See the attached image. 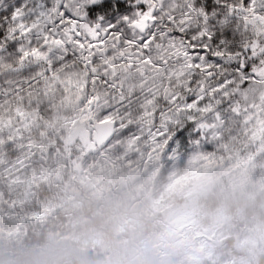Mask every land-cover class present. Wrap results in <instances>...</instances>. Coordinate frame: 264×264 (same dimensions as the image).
Masks as SVG:
<instances>
[{
    "label": "clouds",
    "instance_id": "obj_1",
    "mask_svg": "<svg viewBox=\"0 0 264 264\" xmlns=\"http://www.w3.org/2000/svg\"><path fill=\"white\" fill-rule=\"evenodd\" d=\"M242 2L245 3L244 0L217 3L216 0L217 4L238 6ZM175 3L172 14L179 18L185 11L184 3L183 0H175ZM213 14V17H236L235 28L242 39L239 42L234 38L232 41L222 40L223 47L204 41L202 43L212 47V52L206 56L219 50L226 57L231 55L235 59H223V63L212 70L211 76L191 70V91L176 87L173 82V93L179 97L177 104L158 98L155 108L163 115L175 114L182 128H193L187 119L189 116H195L197 125L201 122L207 124V128L194 132L192 144L204 142L210 146L213 156L224 158L226 163L214 168L193 163L176 189L164 193L142 191L141 182L134 179H98L91 167L83 175H73L69 170L66 178L57 176L59 183L53 181L40 189L43 198L35 205L19 211L0 209V264H184V259L196 251L200 243L193 238L195 232L208 235L211 242L207 245L205 257L211 264H264V168L257 174L241 165L246 159L245 153L251 155L264 149V127L257 123L264 119V76L253 75L254 69L264 70V52L257 50L253 55L244 47L253 40H259L264 47V37H256L251 26H246L240 18L242 14L232 15L227 7L214 9ZM166 21L164 19L156 27H166L169 34L177 33L175 26L166 25ZM200 30L198 24H193L176 38L192 41ZM219 31L223 37L224 29ZM140 35L125 29V39H139ZM143 35L146 38L147 34ZM20 46V41L9 42L5 51L0 53V62L16 67ZM152 55L155 57L158 53L154 51ZM70 59L75 65L73 71L79 73L76 79L82 84L89 78L86 69L77 58ZM241 62L246 67H241ZM182 63V60H173L170 66L176 68ZM43 67L31 65L22 71H13L11 67L0 70V90L8 93L0 97L4 114L13 115L12 108L18 103L17 86L23 89L20 95L25 97L29 109L43 114L44 119L28 133L26 141L36 139L39 134L41 142L47 140L49 144H55L71 119L82 121L78 126L81 136L86 137L89 132L102 136L106 130L97 128V121L112 114L118 123L123 118L125 122L130 120L131 124L125 133H118L109 140L102 151H107L114 141L128 133L142 136V143L152 147L149 133L160 130L161 120L144 115L145 111H151L143 107L147 95L144 89L136 90L130 106L122 105L111 87V79H107L96 86L107 103L102 107L92 106L94 118L84 121L82 118L89 115L88 98L96 93L89 87L81 94L82 98L76 100L78 88L73 86L70 89L71 103L66 100L68 93L62 87L51 99L39 95L43 82L36 73ZM56 67L59 69L60 65ZM97 67H102L99 62ZM228 80L234 83L225 89L229 94L227 97L210 94L211 89ZM201 85L209 93L201 107L210 104L214 110L208 113L178 112L179 107L192 103L203 94L199 92ZM29 91L33 94L31 97ZM236 105L240 106L239 114L232 111ZM217 113L221 115L220 120L216 119ZM24 142H17L13 149L21 147ZM172 148L169 145V151ZM186 151L191 155L199 150L193 146ZM56 155H59V149ZM261 159L264 160V153H261ZM10 162L13 161L8 158L3 161L5 167ZM52 163L63 167V161L55 157ZM88 176L92 180L88 181ZM0 190L9 199L19 200L21 197L18 188L8 184L7 180H0ZM33 211H42L45 215L34 221L28 218ZM181 226L188 229L184 233L187 241L184 247H179L175 240L176 230Z\"/></svg>",
    "mask_w": 264,
    "mask_h": 264
},
{
    "label": "snow or ice",
    "instance_id": "obj_2",
    "mask_svg": "<svg viewBox=\"0 0 264 264\" xmlns=\"http://www.w3.org/2000/svg\"><path fill=\"white\" fill-rule=\"evenodd\" d=\"M221 0H217L220 3ZM100 0H0V30L4 31V36L0 37V53L5 51L9 42L20 41L21 46L17 49L19 53L18 65L12 67L0 62V70L10 68L13 71H22L26 66H45L36 73V77L43 82V87L39 95L47 96L50 99L58 88H63L68 93L66 100L71 103L72 93L70 89L78 88L76 100L82 98V93L91 87L96 93L88 98L89 115L82 118L86 121L93 119L91 115L92 106L102 107L107 101L104 95L97 91L96 86L103 84L107 79H111V87L117 93L120 104H128L134 97L138 88L144 89L147 93L143 107L151 109L145 111L146 117H159L161 120L160 130L149 133L153 150L163 149L165 146H173L174 138L181 121L173 115H163L156 111L157 99H164L168 103L176 105L179 97L173 93V82L179 88L191 91L192 81L190 79L191 70H199L212 75V70L218 67L214 63L208 62L206 55L198 54L197 50L207 48V43L211 41L213 33L208 28L210 17L203 8H197L195 0H183L185 11L179 18L172 14L176 7L175 0H136L137 10L131 17L124 18L128 27L134 32H138L139 39H125L116 25L103 26L100 22L92 23L88 20L86 6L96 5ZM167 3V9L165 5ZM49 4L51 6H49ZM143 5L141 8L140 6ZM229 8L232 15L242 14L240 18L246 26H251L256 37H264V0H248V3L238 5L224 4ZM160 15H157V13ZM214 15V14H213ZM166 19L169 25H174L175 30L184 33L193 24H198L201 30L192 37V41L169 38L168 29L161 32L159 27L155 32H149L157 24H162ZM225 21L224 23H226ZM147 34L146 38L145 35ZM165 41V43H160ZM35 42V43H34ZM195 42V43H193ZM245 51H251L253 55L257 50L264 52L259 40H253L245 44ZM156 51L155 57L152 53ZM216 58L233 60L235 57L222 51L212 53ZM77 58L86 69L89 77L79 84L77 77L79 73L73 71L75 65L70 59ZM182 60L183 63L176 68L171 67V61ZM97 62L102 66L97 67ZM60 67L57 69L56 65ZM241 67L246 65L241 62ZM253 75L264 76V70H253ZM102 77L104 79H102ZM136 79H133V78ZM132 81L129 83V81ZM25 83H28L27 81ZM234 81L228 80L223 85L211 89L210 94H229L225 91ZM29 87L31 85L29 84ZM16 99H22L23 89L17 86ZM199 92L202 95L189 104L179 107L180 113L212 112L213 106L201 107V102L208 95L204 85H201ZM7 92L0 90V97L7 95ZM28 95L33 94L29 91ZM240 106L236 105L232 111L236 114L240 112ZM4 104L0 103V129L5 126ZM17 117L25 121L24 127H28V114L19 107L16 108ZM35 113H32L34 122ZM188 121L193 125L194 132H200L208 127L201 122L197 125L195 116H189ZM216 119L220 120L221 115L217 113ZM251 119V117H250ZM118 122L112 114L106 115L97 121V128H104L105 132L112 131L108 125ZM7 123H11L8 120ZM257 123L264 127V119ZM131 121L125 122L123 118L116 123L117 134L120 129L127 128ZM19 134V129L14 135ZM9 136L7 139H11ZM98 140L103 142V137L98 136ZM131 140L130 143H134ZM6 139L0 137V147L5 146ZM199 144L196 141L193 146ZM23 147V145H20ZM31 147V145H29Z\"/></svg>",
    "mask_w": 264,
    "mask_h": 264
},
{
    "label": "rangeland",
    "instance_id": "obj_3",
    "mask_svg": "<svg viewBox=\"0 0 264 264\" xmlns=\"http://www.w3.org/2000/svg\"><path fill=\"white\" fill-rule=\"evenodd\" d=\"M127 1V5L130 8L119 16L111 19L101 16V18L95 20L89 18L88 20L93 24L100 22L106 27L116 25L121 33H125V29L130 31L124 18L131 17L137 8L135 6L136 0ZM244 2L247 4L248 0H244ZM195 5L197 8H203L210 17L208 28L213 33L211 39L213 45L219 44L223 47L224 45L221 41L225 39L226 41H232L234 38L237 42L241 41L242 38L235 28L236 17L233 16L230 19L222 16L213 17L214 9L225 7L224 4H217L216 0H195ZM49 6L51 5L49 4ZM140 7L142 8L143 5ZM225 21L227 22L224 23ZM165 24L168 25L167 21ZM221 28L224 29L223 37L219 31ZM160 30L163 32L165 29L161 27ZM234 33L235 37H233ZM179 35V32L168 34L169 38H176ZM3 36L4 31L0 30V37ZM197 52L200 55H206L212 52V47L207 44V48L198 49ZM207 59L208 62L217 64V66L223 63V59L216 58L214 55L208 56ZM17 101L18 103L12 108L13 115L4 114L5 126L0 129V137L6 139L5 146L0 147V180H7L8 184L17 187L21 193L19 200L15 198L9 199L7 194L0 190V209L9 208L12 211H19L21 208H28L30 205H35L38 200V196L36 195L38 187L44 185L46 188L53 181L59 183L60 180L57 179L58 175L61 178H66L65 174L72 168H75L76 161L74 162V160L76 151L86 154L97 152L109 140L112 132H104L102 135L103 142L97 139L98 136H101L99 133L89 132L84 137L80 135L78 129L82 121L71 119L67 121V129L61 130V136L56 138L55 144H49L47 140L41 142L38 138L39 134H37L36 139L26 141L25 137L28 133L34 131L36 125L44 117L42 113L36 112L33 122V112L29 109L25 97L23 96L22 99ZM17 107L28 114L27 128L24 127L25 121L16 115ZM8 120H11L10 124L7 123ZM116 123L118 122H114L113 125L115 126ZM17 129H19V134L14 135ZM69 130H71V139H69ZM129 134L133 137L132 139H122L121 136L115 141V144L118 143L121 145L122 154L120 158L117 157L115 151H112L115 157L110 161L101 159L99 155H93L84 173L91 167L98 179L104 181L134 179L141 182L142 191L158 190L164 193L176 189L181 180L184 179L185 171L193 163L203 168L219 167L221 163H226L224 158L213 156L209 151L210 146L204 144V142L194 146L199 151L189 155L186 150L193 147V128L185 127L177 129L171 151H169L167 146L163 149L153 150L152 147L149 148V145L142 143V136L136 133ZM9 136L12 137L10 140L7 139ZM133 139L135 142L130 143ZM19 141H25L23 147L13 149V146L17 145ZM150 144L152 145V141H150ZM57 149H59V155H56ZM261 153H264V149L254 151L251 155L245 153L246 159L241 161V165L245 166L247 170L258 174L264 168V160L261 159ZM54 157L58 161H63V167L58 163H52ZM6 158L14 163L10 162L5 167L3 161ZM67 161L70 164L69 168L66 167ZM33 170H35V174H33ZM122 172L123 175H121ZM87 180H92V177L88 176ZM44 215L45 213L42 211H33L28 218L35 221L41 219ZM187 230V227L184 226L176 230L175 240L179 247H184L187 243L184 238V233ZM193 238L200 243L196 251L184 259V264H201L207 252V245L211 242L208 235L204 232L193 233Z\"/></svg>",
    "mask_w": 264,
    "mask_h": 264
},
{
    "label": "trees",
    "instance_id": "obj_4",
    "mask_svg": "<svg viewBox=\"0 0 264 264\" xmlns=\"http://www.w3.org/2000/svg\"><path fill=\"white\" fill-rule=\"evenodd\" d=\"M127 3H128L127 0H101L100 3L96 5L87 6L86 11L88 12V18L91 20H95L97 18H101V16H104V18L111 19L115 16H119L121 13H123L128 8H130V6L127 5ZM157 25L153 27L152 32H154ZM107 127L112 129L111 136L109 138V140H111L114 136L117 135L116 125L114 126L113 124H111V125H108ZM126 131H127V128H124V129L119 130V133H125ZM132 138L133 137L129 133L126 136H122V139H132ZM108 141L95 153L86 154V153H78V151H76V157L74 160V162L76 161V165L73 164L75 168L71 169L72 174L82 175L85 169L87 168V164L92 159L93 155H99L101 159L109 160V161L115 157V154L117 155L118 158H120L122 154L121 145L118 143L115 144V141L113 142L112 146L108 148L107 151H102L104 149V146L108 143ZM129 149L131 148L129 147ZM112 151H115V154ZM66 167L67 168L70 167V164L68 161L66 163ZM41 188H45V186L43 185L37 188L36 195L38 196L37 197L38 199L43 198L40 192ZM201 264H211V261L208 260L206 257H204Z\"/></svg>",
    "mask_w": 264,
    "mask_h": 264
}]
</instances>
